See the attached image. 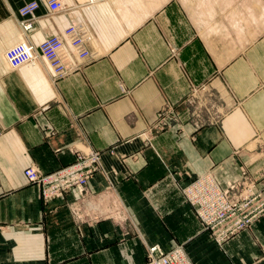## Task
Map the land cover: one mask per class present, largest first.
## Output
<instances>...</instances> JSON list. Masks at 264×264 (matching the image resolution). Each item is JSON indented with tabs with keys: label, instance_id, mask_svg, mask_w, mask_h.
Masks as SVG:
<instances>
[{
	"label": "crops",
	"instance_id": "obj_1",
	"mask_svg": "<svg viewBox=\"0 0 264 264\" xmlns=\"http://www.w3.org/2000/svg\"><path fill=\"white\" fill-rule=\"evenodd\" d=\"M30 1L0 0V264H144L182 244L195 264H264V218L222 249L180 190L264 183V0H71L25 31ZM76 19L93 59L61 78L41 57L9 67L5 46ZM83 148L101 153L89 186L47 206L25 170Z\"/></svg>",
	"mask_w": 264,
	"mask_h": 264
},
{
	"label": "built area",
	"instance_id": "obj_2",
	"mask_svg": "<svg viewBox=\"0 0 264 264\" xmlns=\"http://www.w3.org/2000/svg\"><path fill=\"white\" fill-rule=\"evenodd\" d=\"M43 5L50 15L64 13L72 8L71 0H32L20 9L21 25L25 31L33 27L36 11ZM91 34L82 20H73L63 34L46 36L38 45L19 42L5 52L9 67L16 69L26 64L35 65L41 57L55 77L61 78L75 67V60H90L94 55L89 49ZM173 108L166 107L160 117L163 124L173 118ZM101 164V153L91 148L75 150L74 161L51 172L28 168V182L37 186L47 206L64 199L76 189L89 186ZM205 231L213 234L218 242L230 239L264 218V183L243 177L225 187L212 174H205L180 188ZM220 243V242H219ZM144 264H194L183 245L165 250L160 245L149 248Z\"/></svg>",
	"mask_w": 264,
	"mask_h": 264
},
{
	"label": "rangeland",
	"instance_id": "obj_3",
	"mask_svg": "<svg viewBox=\"0 0 264 264\" xmlns=\"http://www.w3.org/2000/svg\"><path fill=\"white\" fill-rule=\"evenodd\" d=\"M23 42V41H22ZM15 45V44H14ZM14 45H7V46H5V52L9 49V48H11V47H13ZM4 52V53H5ZM99 152V151H98ZM259 222V221H258ZM257 223V222H256ZM255 223V224H256ZM254 224V225H255ZM254 225L251 227V228H249V229H247V230H245L246 232H248V231H250V230H252L253 228H254ZM205 231V230H204ZM206 232H208V231H206ZM244 232V231H243ZM242 233V232H241ZM241 233H239V234H237V235H235V236H231V238L230 239H227V240H225V241H223L222 239L218 242V240H217V238L213 235V234H211L210 232H209V234H210V237L213 239V241H215L216 242V244L220 247V248H222V249H224L226 246V244L228 243V242H230L231 240H233L234 238H236V237H238ZM183 245V244H182ZM184 246V245H183ZM185 247V246H184ZM191 259V258H190ZM195 264V263H194Z\"/></svg>",
	"mask_w": 264,
	"mask_h": 264
}]
</instances>
